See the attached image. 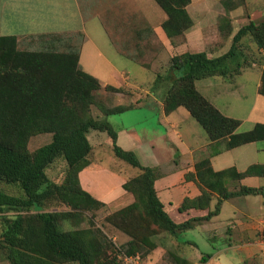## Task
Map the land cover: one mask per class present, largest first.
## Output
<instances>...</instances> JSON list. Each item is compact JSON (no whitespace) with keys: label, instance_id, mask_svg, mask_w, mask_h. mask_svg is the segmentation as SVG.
I'll list each match as a JSON object with an SVG mask.
<instances>
[{"label":"trees","instance_id":"1","mask_svg":"<svg viewBox=\"0 0 264 264\" xmlns=\"http://www.w3.org/2000/svg\"><path fill=\"white\" fill-rule=\"evenodd\" d=\"M153 1L165 13L161 28L167 38L182 39L193 25L186 9L190 0ZM240 3L221 0L226 11ZM222 20L229 22L228 18ZM229 34L230 31L224 35ZM246 36L264 53V16L259 22L250 21L239 28L224 54L210 57L206 52H198L172 56L167 78L157 75L154 81V85L161 79L168 82L163 95L166 114L185 108L211 142L225 141L226 150L263 141L264 124L255 123L249 130L238 132L240 121L223 115L196 89L195 82L239 75L243 64L238 43ZM78 61V52L21 51L15 36L0 35V185L18 190L16 195L0 190V253L8 264H121L117 260L119 251L139 253L145 258L157 247V235L179 239L182 232L216 216L224 200L245 195L264 197V188L241 186L229 191L226 187L229 178L264 176V165H251L241 173L234 168L215 172L206 157L195 164V181L201 194L193 200H184L178 209L180 212L188 208L207 209L215 193L218 199L214 208L205 216L176 223L164 210L154 189L155 170L142 166L133 152L116 143L117 131L107 117L130 107L99 108L103 117H92L89 109L99 82L83 71ZM258 93L264 96V68ZM91 131L105 132L114 156L138 170L135 177L123 184V189L134 197L133 203L105 217L129 238L119 247L93 226L71 230L61 227L82 212L105 206L79 182V173L90 164ZM42 134L50 135L49 141L30 151V139ZM218 153L214 150L209 154ZM60 159L65 172L62 182L57 183L48 172ZM52 204H63L71 211H42ZM210 257L203 254L200 264ZM171 260L172 264H193L175 254H171Z\"/></svg>","mask_w":264,"mask_h":264},{"label":"crops","instance_id":"2","mask_svg":"<svg viewBox=\"0 0 264 264\" xmlns=\"http://www.w3.org/2000/svg\"><path fill=\"white\" fill-rule=\"evenodd\" d=\"M214 1L190 0L186 9L188 11L190 6L199 5L204 16L210 9V3ZM102 2L104 5L103 12L99 13V16L93 14L94 18L92 19L96 20L98 24L96 26L103 28L104 35L108 34L104 21L109 20L112 35H124L119 38L123 49L128 51L132 48L135 51L132 58L121 54L124 50L119 52L108 36H106V45L103 42L101 50L97 42L83 28L84 19L79 12L76 0H5L4 5L12 12L24 14V12L34 11L36 13L33 15H37L39 18L46 17L40 20L42 30L35 34L37 36L35 40L57 43L65 40V46L70 48L75 39L74 35L76 33L83 34V42L79 52L81 69L97 78L102 87L109 85L127 89L124 93H116L111 97V106H129L130 108L120 114L107 117L109 123L117 131V145L123 150L133 152L142 166L155 170L154 189L163 204L164 210L172 220L181 223L193 217L205 216L209 210L214 208L218 199L215 193L210 207L207 209L188 208L182 212L178 209L184 200H193L201 194L195 181L196 162L209 157L213 171L234 168L237 173H241L251 165H264V140L226 150L224 148L225 141L211 142L203 128L185 108L179 107L166 114L163 95L168 84L166 80L161 79L157 85H152L155 74L158 73L155 68L158 67V61L164 59L165 64H167L172 56L184 53L206 52L210 57L224 54L230 48L232 37L239 28L250 21L257 22V19L259 22L263 19V2L261 6L255 5V9L246 18L241 15L243 13L241 7L223 12L224 18L229 19L228 23L224 21L223 24L219 25L215 22L214 25L207 26L201 23L196 24L193 21L192 27L185 32L180 43L175 45L167 38L161 28V23L166 18L165 13L161 9L160 11L155 9L154 5H150L149 0H102ZM237 10L241 11L238 12ZM150 14L155 18L151 25L150 20H148ZM151 27H158L163 34L160 35L156 32V35L154 34L156 40L152 38V42L151 37L148 38V35L152 36L153 33ZM219 31L224 34L230 31V34L225 39L222 38L217 41ZM142 34H146V36H139ZM16 37L18 42L23 38H29L30 41L34 40L32 37V39L30 37L19 39L18 36ZM157 39L160 42L158 49L153 45V42L157 45ZM238 47L241 55H243L244 49L255 48V45L246 36L238 43ZM103 49L107 52H103ZM112 49L117 56L122 55L129 58L137 66L138 72H148L151 77L146 79L149 82L146 85L140 82L144 86L134 84L132 81L134 75L125 68L127 65L124 64L123 67H119L107 56ZM84 51L85 56L83 57ZM258 52L261 57H264L261 50ZM149 53H151L153 65L147 68L144 59ZM248 63L246 68L258 72V79L254 83L253 104L250 108L245 104L246 95L242 90L243 88L234 81L235 76L231 79L220 77L222 82H226L223 85L212 81L206 84L200 83L208 78L195 82L196 89L215 108L223 115L240 122L245 119L244 117L256 112L258 108L262 110V117L264 116V102L260 101L264 96L258 93L264 66L262 64L259 68L254 67L255 63L251 59ZM101 66L102 68H100ZM162 78L164 77L162 76ZM198 84L202 85L199 87ZM224 86L227 87L225 95L219 92V90H223L222 87ZM232 97H236L235 101L230 102L229 98ZM243 104L245 109L237 111L239 107H243ZM235 106L239 107L234 109ZM99 108L101 109L103 106L96 107L95 117L102 118ZM238 113L242 116H237ZM256 123L264 124V122ZM88 140L92 147L90 164L79 173L81 187L105 206L122 207L128 205L132 201V196L123 189V184L136 173L137 169L130 166L131 174H119L117 170L100 164L103 159L101 156L102 146L111 149V140L105 132L91 131L88 134ZM214 150L219 151V153L211 156L209 153ZM125 168L128 170L129 167L125 166ZM241 186L264 188V176H246L240 180L229 178L226 181V187L229 191H236ZM1 188L3 191L4 187ZM8 194L16 195L13 192ZM189 232H198L196 237L205 243L206 249L214 253L204 264H209L213 255L226 257L234 255L238 258L235 264H264L261 245V240L264 238V197L245 195L224 200L220 212L216 216L202 222ZM186 243L191 245L190 248L186 249L183 254L177 255L193 264H198L197 262L200 261L202 255L191 252L193 248L198 250V245L193 241ZM160 250L163 252V249L152 251V253L155 252L154 264L164 263Z\"/></svg>","mask_w":264,"mask_h":264},{"label":"rangeland","instance_id":"3","mask_svg":"<svg viewBox=\"0 0 264 264\" xmlns=\"http://www.w3.org/2000/svg\"><path fill=\"white\" fill-rule=\"evenodd\" d=\"M150 1V5H154L155 9H157L158 11H160V8H158L155 3L152 0ZM238 1V0H236ZM241 3L239 4L238 8L241 7L243 8V13L241 14L244 18H246L247 15H249L252 10L255 9V5H264V0H239ZM5 0H0V35H8V36H18V39L21 37H32L34 40L30 41L29 38H23L20 39L19 42L17 41V47L19 50L21 51H30V52H35V51H57V52H78V56H79V52H80V45L83 42V34H79L76 33L75 39L72 41L71 43V47L67 48L65 46L66 41L65 40H61V42L57 43V42H49V41H38L35 40L37 38V36L35 35L37 32H39L40 30H42V28L40 27V20L46 18L44 16V18H39L37 15H33L34 11H30V12H24V14L22 13H16V12H12L11 10L7 9L4 5ZM77 4H78V9L80 14L83 16L84 19V27L85 30L87 31V33L89 34V36H91V38L97 42V44L99 45V47L103 48V42L106 45L107 41V37L111 38L112 42H113V46H115V48L120 52V50H124L123 55L129 56L132 58V56H134L135 51L132 50V48L128 51H125V49H123L124 47L121 46L120 42H119V38H121L124 35H119V36H114L112 35V32L110 30V22L109 20L104 21V24L107 28V32L108 34L104 35L103 32V28L101 29V27L96 26L98 25L94 18V15L99 16V13L103 12L104 9V5L102 0H76ZM211 4V5H210ZM210 9L209 11H207V13L203 16L202 12L199 8V5H192L190 6V8H188V14L190 15L192 21H194L196 24L201 23L202 25H207V26H211L214 25V23L216 22L217 24H223L224 23V16H223V12H228L224 9V7L221 4V0L217 1L215 0L214 2L210 3ZM248 4V5H247ZM250 5V6H249ZM234 10V9H233ZM264 10V8H263ZM238 12H240L239 10H237ZM144 13V12H143ZM235 13V11H234ZM237 14V13H236ZM235 14V15H236ZM145 15V13H144ZM240 16V14H239ZM146 17V15H145ZM157 17V16H155ZM236 17H238V15H236ZM240 18V17H239ZM147 19V17H146ZM99 20V17H98ZM150 25L151 22H153L155 20L154 17L151 16L150 14ZM165 20V19H164ZM237 21V20H236ZM256 21L258 22V20L256 19ZM145 22V21H144ZM146 23V22H145ZM152 30V36H150V34L148 35L149 39L151 37V42L153 41L152 38H155V33H159L160 35L162 34V31L160 29H158V27H151ZM155 34V35H154ZM139 36H146V34H142ZM229 36V35H228ZM219 39L217 41H219L220 39H225L227 37V35L225 36L223 32L220 33L217 36ZM31 38V39H32ZM65 38V37H64ZM62 38V39H64ZM17 39V37H16ZM172 44L175 45L176 43H180L181 39L180 38H174V39H170ZM174 41V42H173ZM109 47L110 45L107 44ZM153 45H155V47L158 49V46H160V42L157 39V45L155 44V42H153ZM246 50V51H245ZM244 53L242 52L243 55L240 54L239 56V60L240 62L243 64L242 65V69H241V74L237 75L234 77V81H236L237 84H239V86H241V88H243L242 90L244 91V94L246 95V106L248 108L251 107V105L253 104V96L255 94V88H254V83L256 82V80L258 79V72L255 70H252L250 68H246L248 67V61L251 59L255 65L254 67H261L263 64V60L264 57H261L259 55V50H257V48L255 47H249L248 49H244L243 50ZM103 52H107L104 51ZM120 54V53H118ZM83 57L85 56V51L83 52ZM110 60L115 63L117 66L119 67H123L124 64H126L127 66L125 68L129 69L131 71V73L134 75L132 81L134 84L136 85H140V86H144L143 84H147L149 81L146 79L148 77H151L148 72H138L137 71V66H135V64L129 59L126 58L124 56H117L116 52H114V49H112L111 51H109L108 55H107ZM125 58V59H124ZM161 58H163V56H161ZM160 58V59H161ZM170 60V59H169ZM153 59L151 56V53H149L147 56H145L144 62L147 63V68H150L151 65H153ZM79 62V61H78ZM169 62V61H168ZM167 62V64H165L164 59L158 61V67H156V71H158V73H156L158 76L160 75L161 77H166L169 74V63ZM251 62V61H250ZM151 63V64H150ZM80 66V65H79ZM81 68V67H80ZM102 68V66L100 67ZM257 69V68H256ZM84 71V70H83ZM87 73V72H86ZM140 73V74H138ZM155 71L153 72L154 75ZM89 74V73H88ZM155 74V79L157 77V75ZM136 78V79H134ZM97 79V78H96ZM154 79V81H155ZM98 80V79H97ZM140 80V81H139ZM209 81L215 82V83H219L221 85L225 84L226 82H222L220 77H215V78H208L207 80H204L200 83L202 84H206L209 83ZM99 82V80H98ZM142 82V83H140ZM166 83L168 84V82L166 81ZM202 84H198L199 87ZM152 85H154V82L152 83ZM227 85V84H226ZM234 86V83L232 84ZM154 88V87H153ZM223 90H219L220 94L223 93L225 95V92L227 91V87L224 86L222 87ZM125 91H127V89L125 87H119V88H115L109 85H106L105 87H102L100 82H99V89H97V91H95L93 93V103L90 106V115L92 117H95V112L96 111V107L98 108V106H103L102 109H111L113 108L111 106V97H113L114 94L116 93H124ZM240 95L242 93H239ZM236 97H232L229 98V101H235ZM261 102H264V98H262L260 100ZM239 106H235L234 109H237ZM260 107V106H259ZM244 108V104L243 107L237 110H243ZM264 111V110H263ZM246 112V111H245ZM237 116H242L240 115V113L237 114ZM114 117H118V116H114ZM245 119H243L240 122V126L238 128V132H244L249 130L254 123L256 122H264V116L262 117V110H260L259 108L257 109L256 112H254L253 114L244 117ZM117 121V120H115ZM50 135H36L33 136L28 144V149L30 151L35 150L37 147L46 144V142L49 140ZM264 142V141H263ZM102 161L100 162V164L102 166H106V167H110L113 168L114 170H117L119 174H131L132 170L130 168V166H128L126 163H124L123 161L117 159L113 152L112 149L108 148L107 146H102ZM129 167L128 170H126L125 166ZM64 172H65V164L62 161V159L58 160L50 169H49V175L51 177L52 180H55L57 183H61L64 177ZM138 174V170H136V173L131 176L135 177ZM8 185H0V190H2L1 187H4L3 191L6 193H17V189L14 186H8ZM7 187V188H5ZM132 196V195H131ZM134 201V197H132V201L131 203H133ZM129 203V204H131ZM128 204V205H129ZM128 205H123L122 207H116L115 205L113 206H103L100 207L98 210L95 211H85L82 212L77 218L71 219L70 221H68L67 223H62L61 227L64 230H71V229H85L88 227H95L100 229L109 239L110 241L113 243L114 246L119 247L123 244H125L128 241V236L125 235L124 233H122L121 231L115 229L111 224H109V222H107V220H105V217L111 215L112 213L128 206ZM42 211H71V209L67 208L66 206H64L63 204H52V205H47L44 208H42ZM75 221V222H74ZM73 223H75L73 225ZM0 231H1V225H0ZM190 231V230H189ZM189 231H185L182 232L180 234V236L178 237L179 239H176L174 236H170L167 234H160L157 235L155 238V243L157 244V249H163L162 253V261L161 262L163 264H172V260H171V254H183L186 249H189L191 246L190 244H187L186 242H196V244L198 245V250L196 249H192L191 252L193 253H197L200 255L203 254H214L212 253L213 251L206 249V245L205 243L198 239L197 234L198 232H189ZM124 237V238H121ZM263 238V237H262ZM264 239V238H263ZM262 239V240H263ZM184 241V242H183ZM155 248V251L157 250ZM185 248V249H184ZM184 249V251H182ZM150 252L149 254H147L145 256L146 260L149 262V264H154L155 263V252ZM230 256L226 257L223 255H213L212 256V260L209 261V264H235V262H237L238 258L236 256ZM198 264H200V261L197 262ZM0 264H8V261L5 259L4 256H2V253H0Z\"/></svg>","mask_w":264,"mask_h":264},{"label":"built area","instance_id":"4","mask_svg":"<svg viewBox=\"0 0 264 264\" xmlns=\"http://www.w3.org/2000/svg\"><path fill=\"white\" fill-rule=\"evenodd\" d=\"M262 245V253L264 255V239L261 240ZM117 260L121 264H149V262L146 260V258L142 257L141 254H126L123 251H119L117 255Z\"/></svg>","mask_w":264,"mask_h":264}]
</instances>
